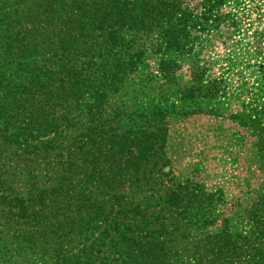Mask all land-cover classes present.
<instances>
[{
  "label": "rangeland",
  "instance_id": "374dc122",
  "mask_svg": "<svg viewBox=\"0 0 264 264\" xmlns=\"http://www.w3.org/2000/svg\"><path fill=\"white\" fill-rule=\"evenodd\" d=\"M38 1L0 13V264H264V0H124L44 40Z\"/></svg>",
  "mask_w": 264,
  "mask_h": 264
},
{
  "label": "trees",
  "instance_id": "16d2710c",
  "mask_svg": "<svg viewBox=\"0 0 264 264\" xmlns=\"http://www.w3.org/2000/svg\"><path fill=\"white\" fill-rule=\"evenodd\" d=\"M10 2V6H7V2ZM30 2V0H16L13 2L12 0H0V13H2L6 18L9 17L10 9H7L8 7H12L16 12L21 11L22 13H29V7H26V9H22L17 6L24 7ZM124 0H39L36 2L35 7V14H34V20L37 21L39 30L37 29L36 32H38V37L42 38L43 40L48 37L47 35H44L43 33L45 31H49V28L54 25L58 27H64V24H66L71 30L73 29V26H85L86 24L90 26H94L98 30H105V27H109L107 25H104L108 20V11L107 6L110 5V10L113 7L115 10L124 7L125 5ZM15 5L16 7H13ZM116 12V11H115ZM63 15H68V17L63 19ZM74 17V18H73ZM73 20H72V19ZM71 23H74L73 25ZM98 25V26H97ZM103 26V27H102ZM43 32V33H42ZM107 39L111 40L115 38V32L110 30L106 32ZM242 107L245 110H248L249 105L245 102L241 103ZM255 109V108H253ZM240 114L231 115V118L236 121L238 120ZM252 121H249V124H255L256 129L260 132H263L264 128H259L258 125L261 126V120L263 119V116H261V113H254L252 115ZM242 123V122H241ZM4 129H6V126H8V123H3ZM243 125H247L246 122L242 123ZM263 124V123H262ZM257 147L259 152L262 155V158L259 157L260 161L262 162L261 165V174H264V141L258 140L257 141ZM261 189H259L257 195L258 197L255 199V201L251 204L253 210H249V220L251 226V236L257 239V242H259V239L257 238L259 234L264 232V194L260 192ZM19 204L20 208H24L25 200L23 198H18L17 196L14 197ZM26 209V208H24ZM130 239L131 237L126 236H119L118 240L122 244H124L127 248H129L130 245ZM255 239V240H256ZM223 245L221 248L228 249L231 244L229 242L228 237H225L223 240ZM259 256V252L256 250V252L252 256V260H257ZM134 262L137 261V256H132Z\"/></svg>",
  "mask_w": 264,
  "mask_h": 264
}]
</instances>
